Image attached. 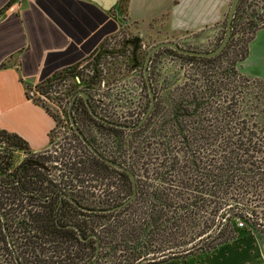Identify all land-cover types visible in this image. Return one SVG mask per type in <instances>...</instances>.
I'll list each match as a JSON object with an SVG mask.
<instances>
[{"label":"rangeland","instance_id":"374dc122","mask_svg":"<svg viewBox=\"0 0 264 264\" xmlns=\"http://www.w3.org/2000/svg\"><path fill=\"white\" fill-rule=\"evenodd\" d=\"M171 1L128 0L130 14L137 21L128 18L126 11L121 12L119 15L112 6L113 9L110 8L108 13L113 16V19L115 16L117 17V20L114 19L117 24L116 31L108 36L91 57L76 68L77 70L74 73L67 74L62 80L53 83L45 90V93H41L37 89L34 90L30 98L39 105L44 106L56 120L58 115H63L67 110L71 95L75 91L82 90L90 96L88 104L91 103L94 109L105 116L107 120L126 125L137 123L147 109L149 101L142 75L144 56L149 48L159 42L171 41L186 49L212 50L222 38L224 20L231 2V0H226L218 22L193 30L190 29L191 27L188 25L189 22L186 18L188 17L190 21L192 16L195 15L194 12L199 10L202 2L200 1L197 4L196 0H185L183 2L185 10L182 8L180 11H172L170 10ZM196 4L197 10H195ZM125 5V0H119L117 8L123 10ZM167 12L170 13L166 14ZM171 13H176V17L174 18ZM181 21H183L182 24H180ZM248 23L250 25L252 23L255 31L254 29L251 31ZM251 36L252 38L249 40ZM230 37V39L228 38L229 44L226 51L219 59L215 60V64L217 65L219 62L223 66L228 63L231 57L237 59L240 56V47L245 44L247 51L245 57L236 62V72L250 79H264V0H242L234 19ZM233 54L235 55L233 56ZM199 65L200 67L209 66L207 62L202 61H196V63L189 65L172 54L169 49L161 48L154 52L147 65V74L150 76L151 86L156 93L157 101L164 103L165 97L167 98L173 89L180 90L184 81L189 82V84L192 81L193 84L194 80L198 78L193 74L198 70ZM213 69L215 68L213 67ZM213 69H208L209 71L204 74L211 75ZM189 88H191L190 85L187 89ZM160 107H163L161 103ZM150 112L146 117L147 124L141 132L131 131L130 129L112 132L85 122L83 129L87 133L88 139L84 138L104 156L114 157L116 162L124 161V166L129 167L127 169L131 173L135 175L142 174L144 170H147L146 166L139 167V163L138 166L135 165L132 147L134 144L137 146L140 140L147 139L151 142L155 137L152 125L153 121L158 119V116L150 114ZM160 112H162V109L158 113L160 114ZM73 134L70 127L57 123L50 132L48 147L43 151H39L40 153L35 152L48 157V166L55 165L53 167L55 169H51V172L56 173L59 170L63 174L68 171V163L70 162L67 157L68 154L74 158H80V160L84 159L83 162L89 159L88 150L79 138H75ZM171 135L169 132L166 134L167 138ZM152 147L153 145L148 146V149L142 151V154L146 155L144 158L147 157V154H154V150L151 151ZM8 153H10L11 163L9 168L18 167L26 156L21 150L10 151L0 145V155L3 156ZM92 174V176L89 175L91 177L88 180H90L89 187L94 205H97V203L103 205L108 192L114 202L121 201L127 194L126 186L123 185L121 180L117 179L115 174H112L113 177L102 175V173L94 174L93 172ZM84 179H86L85 176L81 175L78 180ZM107 184H111L109 189H107ZM0 196L2 197L1 202L4 204L2 207L6 210V224L10 240L12 239L11 244L14 246L13 254L20 264H25L24 239L42 235H40L41 233L36 224L26 220L22 208L13 205L17 203L14 199H11L14 198L12 194L0 192ZM256 210L262 212V209L256 208ZM143 211L142 202L137 200L131 202L123 211L116 212L112 216L106 214L92 216L93 232L98 234L101 242L98 249L99 259L96 264H136V262L137 264H154L151 262L154 260L152 253L165 249L172 236L165 228L164 217L161 218L158 226L151 228L141 226L144 222L139 218H141ZM127 222L136 225L138 223L139 229L133 233L132 239L120 240L119 230ZM239 222H242L241 226L238 225ZM213 224L214 222H208L207 228H205L206 231L209 230L208 232L213 233ZM222 230H224V233H231L232 237L228 239L227 235L224 236ZM193 232L195 230L186 233L184 238L196 237V235H192ZM260 234L261 231L247 220L233 217L227 221L224 220L222 227H220V233L214 239L213 245L216 244V246L208 252L195 251L197 249H194L196 253L186 258H166L161 264H226L227 262L251 264L253 255L247 254L246 251L247 245L250 244L257 249L258 258L256 263L264 264L262 246L264 244L260 241ZM129 236L131 235L129 234ZM226 238L227 241L217 245L218 242ZM71 245L72 248L69 249L65 244L56 247L52 242L47 246L45 243L43 248H46V250H33L31 252V255L35 256L30 260L31 264H68L70 250L77 251L75 250L77 247L73 245V242ZM3 246V242H0V264H16L11 251L9 249L5 250ZM63 246H65L64 250ZM242 251L243 253L240 254ZM239 254L240 256L236 258ZM77 256H79V261L89 262L90 254L87 253L84 246ZM144 258L149 259L144 260ZM35 259H40V261L34 263ZM54 261H57V263Z\"/></svg>","mask_w":264,"mask_h":264},{"label":"trees","instance_id":"16d2710c","mask_svg":"<svg viewBox=\"0 0 264 264\" xmlns=\"http://www.w3.org/2000/svg\"><path fill=\"white\" fill-rule=\"evenodd\" d=\"M241 3L242 0H239L234 11L230 36ZM8 4L9 2L0 11L5 9ZM117 7L116 4L114 6L116 13L120 15L121 12H124L125 7L123 10ZM114 19L117 20V17L115 16ZM248 25L253 31L254 26L252 23L251 25L248 23ZM251 38L252 36L249 40ZM229 39L218 54L209 58L179 54L169 48H163L169 49L172 54L189 65L196 63V61H202L207 62L209 66L200 67L199 65L198 70L193 74L198 77L194 80V83L192 84L191 81V84H189V82L184 81L180 90L173 89L172 93L167 98L165 97L164 103L157 101L156 93L151 86L150 76L147 74L153 93V106L150 114L158 116V119L153 121L152 125L155 137L151 142L147 139L140 140L137 146L134 144L132 147L135 165L138 166L139 163V167L146 166L147 170L139 175L132 173L135 179L136 191L133 199L128 204L107 213L92 212V216L97 214L112 216L116 212L123 211L131 202L139 200L142 202L144 209L141 218H139L144 222L141 226L145 228L158 226L161 218L164 217L165 228L171 233L170 236L172 237L165 249L152 253L154 260L151 262L154 264H158L166 258H186L196 253L194 249H197L195 251L208 252L216 246V244L213 245L214 239L220 233V227H222L224 220L227 221L233 217L247 220L259 231L264 232V79H250L236 72V62L241 61L247 51L245 44L240 47V56L237 59L231 57L228 63L223 66L219 62L217 65L215 64V60L219 59L226 51ZM103 41L78 62L57 70L36 83L34 90L37 89L41 93H45V90L53 83L62 80L67 74L74 73L77 70L76 68L86 62ZM0 67H2V64H0ZM208 69H213L209 76L205 75L209 71ZM188 85L191 88L187 89ZM29 87L25 86V94L28 98L27 91L30 89ZM87 95L88 102L90 96ZM32 101L37 103L35 100ZM160 103L163 105L162 108ZM90 107L96 115L107 120L105 116L94 109L91 103ZM70 109V115L76 127L87 139L88 135L83 129L85 122L112 132L122 130L94 119L87 113L84 101L80 96L74 97ZM161 109L162 112L159 114L158 112ZM50 115L54 119L51 113ZM146 124L147 119L139 127L130 130L141 132ZM168 132L172 134L169 138L166 136ZM73 135L77 138L75 134ZM0 145L6 150H21L24 152L26 154L25 161L30 160L32 163L29 168L48 170L49 173L44 175L47 179L44 182L46 185L54 186L57 182L56 179L63 175L66 177L73 176L76 179L83 175L88 179L94 172V174L102 173V175L110 177L115 174L117 179L123 182L127 194L121 201L131 192L129 177L124 172L96 158L85 146L88 150L89 159L83 162L84 159L80 160V158L69 155L67 156L70 160L68 171L59 174L58 172H51V169H55L53 168L55 165H47L49 162L47 156L30 152L27 143L14 133L0 129ZM151 145H153L151 151L153 149L154 154H147V157L144 158L146 155H143L142 151L148 149V146L151 147ZM98 152L104 156L100 151ZM104 157L116 162L114 157ZM9 158L10 153L0 155V173L13 169L9 168L11 164ZM118 163L125 165L124 161ZM20 184L22 183L15 186H6L0 181V192L15 196L20 193ZM109 187H111V184H107V189ZM106 196L104 204H93V209L108 208L121 202H114L109 192ZM1 200L2 197L0 196V215L7 219L6 210L2 207L4 204ZM13 205L21 207L20 202ZM256 208L262 209V212H259ZM261 218L263 219L261 220ZM208 222H214L212 225L213 233L205 229ZM76 229L81 236L85 235L84 224L82 226L77 224ZM138 229V223L136 225L127 222L119 230L120 240L132 239L133 233L137 232ZM193 230L195 232L192 235H196V237L184 238L186 233ZM91 232L95 234V238L92 241L89 262L79 261L77 254H79L80 243L75 237L77 251L74 256L70 254L68 264L92 263L95 246L97 244L99 249L101 242L98 234L93 232L92 225ZM222 233H224V230H222ZM224 234V236L227 235L228 239L232 237L231 233L227 234L225 232ZM228 239L218 242L217 245ZM208 240L210 242L207 243ZM0 241L3 244L6 243L1 228ZM83 246L85 247V245ZM98 255L99 252L97 251L93 264L97 263ZM148 259L144 258V260ZM54 262L57 263V261Z\"/></svg>","mask_w":264,"mask_h":264},{"label":"crops","instance_id":"0c3cea01","mask_svg":"<svg viewBox=\"0 0 264 264\" xmlns=\"http://www.w3.org/2000/svg\"><path fill=\"white\" fill-rule=\"evenodd\" d=\"M184 1L172 0L170 10H185ZM196 1L202 4L199 10L196 4L190 21L186 18L190 29L220 20L226 0ZM7 2L0 11V129L21 137L30 152H39L48 147L54 119L43 106L26 97L25 86L31 88L87 56L116 31L117 24L109 10L90 0H0V9ZM127 4L128 0L126 16L137 21ZM171 15L176 17V13ZM260 235L264 244V232ZM246 251L253 255L251 264H257L256 247L247 245Z\"/></svg>","mask_w":264,"mask_h":264},{"label":"flooded vegetation","instance_id":"af4514ba","mask_svg":"<svg viewBox=\"0 0 264 264\" xmlns=\"http://www.w3.org/2000/svg\"><path fill=\"white\" fill-rule=\"evenodd\" d=\"M76 96L82 97L81 95ZM70 111L69 108V113H71ZM31 165L30 160L25 161L23 159L18 168L8 169L0 173V181L6 186H15L22 183L19 186L20 193L14 196V200L16 203H21L26 220L36 224L41 233L40 235H42L24 239L25 264H31L30 260L35 258L34 255H31L33 250H46V248H43L45 243L47 246L52 242L56 247L65 244L70 249L73 242L76 247L75 237L80 243L79 252L85 245V250L91 254L93 237L91 236L92 212L90 210L93 209V201L89 187L90 180H78L79 178L63 175L56 179L57 182L54 186H49L44 183L47 181L44 175L49 171L40 168H29ZM58 173L60 174L61 171H58ZM6 223L7 219L0 215V228L6 240L3 247H5V250L9 249L13 254L14 249ZM77 224L85 225V235L81 236L79 234L76 229ZM65 246H63V250ZM75 252L70 250L72 255ZM35 261L39 262L40 259H35L34 263Z\"/></svg>","mask_w":264,"mask_h":264},{"label":"water","instance_id":"95a60500","mask_svg":"<svg viewBox=\"0 0 264 264\" xmlns=\"http://www.w3.org/2000/svg\"><path fill=\"white\" fill-rule=\"evenodd\" d=\"M96 4H98L102 9L104 10H109L115 3L116 0H90ZM239 0H231L227 12H226V16H225V20H224V31H223V35L221 40L219 41V43L215 46V48H213L212 50L209 51H201V50H192V49H186V48H182L180 46H178L176 43L171 42V41H164V42H159L156 43L155 45H153L151 48H149V50L146 52L145 56H144V60H143V64H142V75H143V79H144V84L147 90V95H148V106L147 109L145 110V112L143 113V115L140 117V119L137 121L136 124L133 125H126V124H119V123H115L112 121H107L104 118H100L98 115H96L92 108L90 107V105L87 102V94L82 91V90H78L76 91L73 96L71 97V100L69 101V106H68V118H69V122L70 125L75 133V135H77V137L79 138V140L82 142V144L98 159H100L101 161H103L104 163L124 172L128 177L129 180L131 182V192L129 193V195L121 202H119L118 204H115L113 206H110L108 208H103V209H91V212H97V213H107V212H111L114 210H118L122 207H124L126 204H128L134 197L135 195V181H134V176L133 174L122 164L112 161L111 159H108L104 156H102L83 136V134L79 131V129L76 127L72 117L70 116L69 113V108L73 102V99L76 95H81L84 101V104L87 108L88 113L96 120L109 125V126H113L116 128H121V129H134L139 127L144 120L146 119L148 113L150 112L152 106H153V93L151 91L150 88V84H149V80H148V76H147V64L149 61L150 56L157 51L160 48H169L179 54H184V55H191V56H196V57H205V58H209V57H213L216 54H218L223 47L225 46L230 33H231V20L234 14V11L236 9L237 3ZM91 236L93 238H95V234H91ZM98 251V247L97 244L95 246V253H94V259L92 261L91 264L94 263L95 258H96V254ZM13 259L15 260L16 264H19L16 256L13 254ZM137 264V263H136Z\"/></svg>","mask_w":264,"mask_h":264},{"label":"built area","instance_id":"2783aa9c","mask_svg":"<svg viewBox=\"0 0 264 264\" xmlns=\"http://www.w3.org/2000/svg\"><path fill=\"white\" fill-rule=\"evenodd\" d=\"M34 86L33 87H31L28 91H27V94H28V96H29V98H30V96L32 95V92L34 91ZM68 106H69V104H68ZM68 109V108H67ZM61 124V125H65V126H68V128L70 127L71 129H72V127H71V125H70V122H69V118H68V114H67V110H65V113L63 114V115H58L57 116V118H56V120L54 119V126H55V124ZM72 131H73V129H72ZM73 133H74V131H73ZM74 136V135H73ZM75 137V136H74ZM76 138V137H75ZM78 141V140H77ZM43 151V150H42ZM67 156H69V154L67 155ZM71 173H73V172H71ZM239 226H241L242 225V222H239V224H238Z\"/></svg>","mask_w":264,"mask_h":264}]
</instances>
